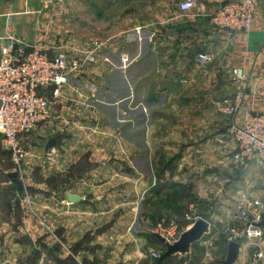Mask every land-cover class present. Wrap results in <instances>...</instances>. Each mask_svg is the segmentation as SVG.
Here are the masks:
<instances>
[{"label":"crops","instance_id":"1","mask_svg":"<svg viewBox=\"0 0 264 264\" xmlns=\"http://www.w3.org/2000/svg\"><path fill=\"white\" fill-rule=\"evenodd\" d=\"M144 4L145 0H0V47L27 51L38 46L50 56L65 54L71 63L80 64L55 101L52 118L24 140L30 151L23 168L25 188L38 205L34 210L40 219L47 224L56 221L50 230L39 227V236L46 238L41 263H48L49 250H55L56 264H191L194 245L203 252L200 264H223L227 257V231L238 224L232 202L231 209L220 206L224 214L206 217L209 231L188 254L160 262L152 253L163 254L159 223L184 224L185 214L177 211V204H190L203 218V152L214 145L211 140L203 146V105H217L226 98L217 78L230 79L232 87V71L242 68L248 78L244 109L264 112V0L249 34L216 29L210 14L219 4L203 0L195 10L199 15L183 23V30L168 29L166 46L154 41L158 14L155 21L145 20ZM151 4L159 11V0ZM129 10L135 14L129 16ZM192 27L201 28L202 53L214 58L204 73L218 84L215 98L204 93L209 81L197 71L200 51H195L192 40L197 38L192 35L200 32ZM93 51L98 59L86 62ZM124 55L134 59L126 69ZM183 77L193 79L192 84L177 82ZM149 79L154 80L152 94L144 86ZM243 115L239 112L237 119ZM224 138L218 135L216 142ZM53 139L54 148H42ZM132 140L135 148L129 145ZM164 154L177 156L176 162L161 165ZM139 156L144 157L140 163ZM43 167L55 169L56 176L46 177ZM157 167L160 179L139 173L155 172ZM10 168L2 172L13 195H1L0 186V211L7 210L9 214L1 215L13 223L21 202L15 200ZM44 185L51 191L43 190ZM20 188L26 193L24 186ZM41 193L50 195L34 200ZM229 195L221 197V204ZM29 221L34 227L32 216ZM4 226L0 233H5ZM250 254L248 243H241L235 264H247Z\"/></svg>","mask_w":264,"mask_h":264},{"label":"built area","instance_id":"2","mask_svg":"<svg viewBox=\"0 0 264 264\" xmlns=\"http://www.w3.org/2000/svg\"><path fill=\"white\" fill-rule=\"evenodd\" d=\"M216 2L219 8L212 16L215 27L222 31L238 33L252 31L261 0ZM197 4L198 0H182L178 4V11L192 21L196 16L193 12ZM98 46L100 44L96 43V47ZM29 48L25 51L19 47V51H16L14 45L0 47V136L6 151L17 166L28 155L23 147L25 137L52 118L55 101L60 98L62 89L70 84L79 67L77 62L71 63L65 54L50 56L38 46ZM98 57L99 54L93 51L87 59L89 62H96ZM105 61L108 59L105 58ZM211 61L212 57L207 53L200 54L197 58L198 66L203 69L207 68ZM133 62V58L124 55L122 68L126 69ZM233 74L239 82V88L233 105L226 109V113L235 115L234 124L231 126V135L237 144L235 160L241 164L254 159L264 162V112L243 108L246 76L240 68L235 69ZM241 111L244 115L238 120L236 114ZM248 198L247 195L240 198L243 214L236 216L237 220L242 218L246 223V232L241 234L236 228H231L227 231V238L229 242H234L246 236L251 249L247 264H264V228L256 227L264 218V198ZM200 218L201 216L191 209L185 214L183 225L175 222L159 223L157 235L162 236L166 244L172 245ZM162 255L152 253L156 260Z\"/></svg>","mask_w":264,"mask_h":264},{"label":"rangeland","instance_id":"3","mask_svg":"<svg viewBox=\"0 0 264 264\" xmlns=\"http://www.w3.org/2000/svg\"><path fill=\"white\" fill-rule=\"evenodd\" d=\"M130 1V0H129ZM180 0H159V11H156L154 9V5L152 6L151 0H145L144 4V18L145 20H151L154 19L155 16L158 14V23H155L157 27V36L154 38V41H160L159 43H164V46L167 45V38L166 34L169 32V28H176V31L179 32L180 30H183L182 24H189V21L191 20L189 17L183 16L178 11V4ZM203 2V0H198V8L200 3ZM260 4L257 7V11L259 9ZM256 11V14H257ZM198 10L194 11L193 14L199 15ZM215 11H212L210 16L212 18ZM129 16L131 14H135V11H128ZM255 14V17H256ZM203 19V14L202 18ZM255 22V19H254ZM148 25V24H147ZM151 25V24H150ZM149 25V26H150ZM215 27V26H214ZM216 29L220 30L219 28L215 27ZM193 32H200L195 33V35H192L196 37L197 39H193V45L196 46L195 51H200L196 55V61L195 64H197V58L200 54H203V34L201 33V28L195 29L192 27ZM253 30V29H252ZM222 31V30H220ZM252 32V31H251ZM249 32V33H251ZM249 33H243V34H249ZM191 41V40H190ZM201 43V44H200ZM155 46L156 43H155ZM191 46V43H190ZM161 48V47H158ZM211 63L214 61L213 56ZM88 63V60H86ZM209 63V65L211 64ZM203 69L198 66L197 71L203 72V79L208 78L209 85H206L207 88L204 90V93H206L207 97L215 98L217 97V83L216 80H214V77H207L205 75V71L208 70V67ZM78 69L80 68V64L78 63ZM195 68V67H194ZM242 69V68H241ZM243 70V69H242ZM76 71V72H77ZM195 71V72H197ZM234 70L232 71L231 76V84L232 87L229 85L230 79L227 81V79L222 78L219 76L217 79L219 80V86L222 87L221 94H225V99L221 102H219L217 105L211 104V106H205L203 105V146H206L207 141H213L214 145L210 148L209 152L206 154V151L203 152V218L206 219V217H214L217 214H224L221 212L220 206H225L228 209H231V206L229 203L236 204V207H234V214H243V210L241 208L242 203H240V198L245 197L247 195L250 198H264V162L261 160H251L249 162H246L245 164H241L240 162H237L235 160V154H236V146L235 141L232 138L231 135V126L234 124L233 118L235 115H229L226 113V109L233 105V101L238 93L239 88V82L234 77L233 74ZM245 74V72H244ZM246 76V74H245ZM247 76H246V82L244 84L245 87V97L243 101V108L246 100V86H247ZM189 80V81H188ZM193 79L183 77L179 78L177 82H180V84H192ZM154 80L149 79L144 82V86L146 87L147 91H150L152 94V83ZM195 84L190 86L191 88L194 87ZM149 93V92H148ZM203 93V94H204ZM226 101L228 104H226ZM213 105V106H212ZM246 109V108H245ZM251 110L250 108H247ZM256 111V110H255ZM237 116V114H236ZM235 120V119H234ZM49 122V121H48ZM47 123V122H46ZM45 123V124H46ZM43 124V125H45ZM42 125V126H43ZM40 126V127H42ZM39 127V128H40ZM37 128L34 132H32L30 135L36 133V131L39 129ZM36 135V134H35ZM34 135V136H35ZM218 135H223L225 138L223 140V143L216 142V137ZM28 136V135H27ZM26 136V137H27ZM25 137V138H26ZM227 139H229V142H234V145L230 143H226ZM25 140V139H24ZM129 144L133 148H135V140L130 141ZM210 144V142H209ZM33 147L32 145H30ZM47 146V145H46ZM42 144V148H46ZM216 146L217 149L215 148ZM23 147L25 148L27 152V157L23 160V162L17 166L13 163L11 155L6 151L3 140L0 136V186H1V195L8 196L13 195L10 193L9 189H7L6 185V176L2 172L3 170H6V168L13 167L14 175L13 177L15 180L13 181L12 187L16 188L15 192V200H18L21 202V206L17 208L14 215V221L7 222L6 216H3L1 214H9L7 210L0 211V226L5 223V233H0V264H45L41 263V250L43 247H41V244L45 242L46 238L39 236V227L41 224L43 226L47 225L48 230L52 229L53 226L55 227L56 221L53 220L47 224L46 221H43L40 219V214L38 210H34L35 206H38L37 203L32 202L31 196H29V193L25 187V184H28L27 176L24 174V166L29 156V147L27 144H24L23 141ZM221 147H225L224 151L221 149ZM40 148V146H39ZM29 151V152H28ZM204 151V150H203ZM134 154V152L132 151ZM131 159V166L134 168L136 164L135 156L131 155L129 156ZM144 158L143 156H139L137 160H139V163L141 162V159ZM153 156H151L152 160ZM177 156H168L167 154H164L161 157V165L167 167V164L170 163V165H173L174 162H176ZM160 165V162H158ZM145 161H144V168H145ZM45 167V166H44ZM43 167V169H44ZM136 168V167H135ZM11 169V168H10ZM44 175L46 177L56 176V170H49V168L44 169ZM132 170V169H131ZM124 172V171H123ZM134 172V171H132ZM141 175L143 174L144 178L147 177H154L156 176L157 179L161 178L162 171L158 172V167L156 168L155 172L141 170L139 172ZM125 174V173H124ZM52 177V178H53ZM29 180V179H28ZM27 181V182H26ZM16 186V187H15ZM24 186V190L26 193L21 190L20 187ZM39 191L41 190L38 188ZM43 190H49L47 186L44 185ZM133 190L130 189V192ZM13 191V189H12ZM61 191V189L58 190V193ZM237 191V193H236ZM231 192L233 195H231ZM229 195L226 199V203L221 204V197L223 195ZM40 197L34 198V200H39L41 197L43 200L48 197L50 194L48 193H41L39 194ZM55 198L56 192L51 194ZM234 196V197H233ZM237 196V197H236ZM233 197V198H232ZM30 198V199H29ZM167 199V196L163 199L164 201ZM13 200V198H12ZM252 200V199H250ZM135 201V200H134ZM244 201V200H243ZM242 201V202H243ZM190 204H177L176 209L181 214H186L190 212L191 205ZM226 208V209H227ZM29 216H32L35 220L34 227L30 224ZM4 219H3V218ZM236 229L242 234L246 232V223L242 220V218L238 219V224L235 226ZM0 230H2V227H0ZM10 232V236L8 237V232ZM38 230V231H36ZM30 232H32V236H30ZM51 233V232H50ZM9 241V244L7 243ZM241 243H249L246 236H243L240 240H238ZM193 261L195 260V263L191 264H200L199 260L203 257V252L198 248V246H193ZM10 249V253H9ZM165 246L162 248L163 253L165 252ZM49 256L45 258V260L48 262L46 264H56L55 263V257H56V251L49 250ZM44 262V261H43Z\"/></svg>","mask_w":264,"mask_h":264},{"label":"water","instance_id":"4","mask_svg":"<svg viewBox=\"0 0 264 264\" xmlns=\"http://www.w3.org/2000/svg\"><path fill=\"white\" fill-rule=\"evenodd\" d=\"M56 143V139L50 140L46 149L49 150L54 148ZM69 198L72 201L77 199V197L73 195H69ZM209 225V222L201 217L191 228H189V230L181 235L176 243L172 245L166 244V240L162 236L157 235L158 240L165 245L166 249L160 258V262H166L171 257L178 254H188L192 245L200 242L204 235L208 233ZM256 227L264 228V218L261 222L256 224ZM240 249L241 243L239 241L231 242L228 248L227 257L223 261V264H235L239 258Z\"/></svg>","mask_w":264,"mask_h":264}]
</instances>
